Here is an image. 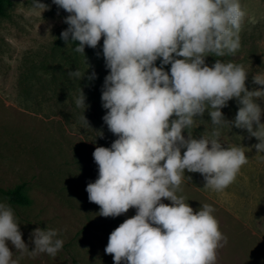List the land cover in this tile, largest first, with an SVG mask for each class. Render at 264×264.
Listing matches in <instances>:
<instances>
[{"label": "clouds", "instance_id": "9594fccd", "mask_svg": "<svg viewBox=\"0 0 264 264\" xmlns=\"http://www.w3.org/2000/svg\"><path fill=\"white\" fill-rule=\"evenodd\" d=\"M53 3L70 13L60 37L78 41L73 51L84 54L86 45L96 48L103 36L105 67L110 69L102 86V107L108 110L103 121L118 138L110 147L95 148L98 178L86 191L100 205V215L115 217L132 207L136 214L110 233L105 252L113 254L115 264H216L227 237L213 206L204 203L194 211L177 191L185 170L201 173L204 187L215 191L235 180L249 157L240 144L225 146V127L246 129L258 138V153H264V107L258 102L264 100V87L249 90L243 64L217 59L209 66L205 61L209 55H234L241 47L247 17L241 0ZM32 7L44 11L50 5L32 0ZM169 63L170 72L163 67ZM68 75L80 81L86 71L77 68ZM95 77V71L88 74L90 80ZM253 81L264 86V73H256ZM232 98L241 106L228 120L221 109ZM73 99L77 107L86 105L81 88ZM206 110L212 131L196 137L194 126L208 123L197 119ZM29 239L35 245L31 250L13 207L0 201V264H17L7 241L21 253L50 256L64 243L49 228L33 229Z\"/></svg>", "mask_w": 264, "mask_h": 264}, {"label": "rangeland", "instance_id": "374dc122", "mask_svg": "<svg viewBox=\"0 0 264 264\" xmlns=\"http://www.w3.org/2000/svg\"><path fill=\"white\" fill-rule=\"evenodd\" d=\"M42 2L50 7L35 10L32 0H11L8 17L0 20V189L27 183L32 205L13 209L29 250L35 246L29 237L37 227L56 229L64 243L55 256L21 253L7 243L17 264H115L113 254L105 252L109 235L135 215L136 208L115 217L100 215V205L91 202L86 191V185L98 178L95 148L110 147L118 138L103 121L108 110L102 107V86L110 71L105 67L103 36L96 48L86 45L84 54L73 51L71 38L60 37L70 13L53 0ZM241 3L247 12L241 47L234 55H209L205 61L209 66L217 59L243 64L249 72L246 86L253 90L264 87L253 81L256 73H264V0ZM77 68L86 71L80 81L68 75ZM93 71L96 77L90 80ZM80 88L86 105L77 107L73 98ZM258 102L264 107V100ZM240 106L232 98L221 111L232 120ZM197 119L208 123L194 126V136L212 131L207 110ZM183 134L187 137V130ZM221 139L225 146L245 147L249 157L235 180L215 191L204 187L201 173L185 170L190 179L182 180L177 194L194 211L204 203L213 206L227 237L216 264H264V153L254 147L258 138L234 125L221 130ZM1 190L0 201L7 202ZM103 223L114 224L109 230L96 227Z\"/></svg>", "mask_w": 264, "mask_h": 264}, {"label": "trees", "instance_id": "16d2710c", "mask_svg": "<svg viewBox=\"0 0 264 264\" xmlns=\"http://www.w3.org/2000/svg\"><path fill=\"white\" fill-rule=\"evenodd\" d=\"M11 5V0H0V20L2 18L8 17L9 15V6ZM71 38V37H70ZM79 43L78 41H72L73 47L75 44ZM160 59L158 58L155 62L156 66H161ZM166 71L170 70L168 65H163ZM1 190V189H0ZM3 192L4 197L7 199V202L12 206H20V207H29L32 205V199L28 194V187L26 182H22L21 184L16 185L14 188L1 190ZM121 221V220H119ZM112 224H100L96 225L97 228L109 230V226Z\"/></svg>", "mask_w": 264, "mask_h": 264}]
</instances>
